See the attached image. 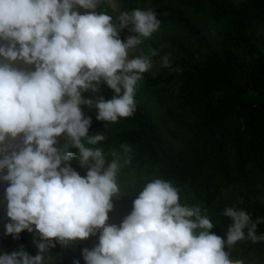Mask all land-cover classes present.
Wrapping results in <instances>:
<instances>
[{"label":"clouds","instance_id":"clouds-1","mask_svg":"<svg viewBox=\"0 0 264 264\" xmlns=\"http://www.w3.org/2000/svg\"><path fill=\"white\" fill-rule=\"evenodd\" d=\"M103 3L0 0V184L7 185L10 220L5 234L39 236L35 256L21 248L0 255V264H54L56 242L67 249L98 232V244L82 251L85 264H244L230 259L228 249L245 239L264 242L257 234L264 217L253 221L246 211L227 207L223 215L232 222L217 235L201 208L181 205L178 190L162 179L145 185L118 226L109 224L117 173L131 163L132 149L121 145V163L117 152L109 161L102 149L87 147L105 137L89 136L92 120L82 106L95 108L96 119L108 123L133 115L137 83L152 62L148 56L130 59L129 50L157 32L160 21L151 10L134 9L117 16V27L112 15L98 11ZM129 26L136 35L122 41L120 31ZM170 66L164 57L162 67ZM102 84L115 93L111 100L84 99V92L98 93ZM61 137L63 148L57 147ZM69 148L79 150L85 176L71 167Z\"/></svg>","mask_w":264,"mask_h":264},{"label":"trees","instance_id":"trees-1","mask_svg":"<svg viewBox=\"0 0 264 264\" xmlns=\"http://www.w3.org/2000/svg\"><path fill=\"white\" fill-rule=\"evenodd\" d=\"M123 1L155 7L158 20L171 33L167 43L171 66L162 67L148 81L149 87L166 93L170 105L162 123L138 92L133 115L115 123L98 121L95 108L82 106L92 120L89 133L122 125L113 140L132 149L114 215L124 219L145 185L162 179L178 190L180 203L191 196L205 207L217 205L211 230L217 235H224L232 222L223 215L227 207L246 211L253 221L264 217V201L252 189L240 191L238 203L221 202L225 192L250 181L264 188V49L257 47L261 43L264 48V0ZM210 22L223 26L212 33ZM100 90L107 94L106 101L115 95L106 84ZM82 95L93 101L101 97ZM77 172L85 176L80 167ZM6 187L0 184L2 201ZM5 225H0V254L23 248L35 256L33 241L39 236L24 231L14 239L5 234ZM257 234H264V223L257 226ZM98 239L99 232L67 249L56 242L50 250L54 264H73L74 259L85 264L83 249H92ZM231 249L237 254L233 260L264 264V242L245 239Z\"/></svg>","mask_w":264,"mask_h":264},{"label":"rangeland","instance_id":"rangeland-1","mask_svg":"<svg viewBox=\"0 0 264 264\" xmlns=\"http://www.w3.org/2000/svg\"><path fill=\"white\" fill-rule=\"evenodd\" d=\"M100 7H102L104 11H106L108 14L113 16L114 18L113 22L117 27L119 26V20L117 19V16L121 12H125V11L131 12L134 9H141V10H151L155 13V10H156L155 7H152L149 4L134 5V4L126 3L123 0H104V3ZM222 26H223L222 23H215V22L211 23L210 22V24L208 25V29H210L212 33H216V31H219L220 27ZM130 27L131 26H129V28H126L120 31V39L122 41L126 42V39L129 36L136 35L135 33L130 31ZM170 35L171 33H169L167 26H165L164 24L160 22V28L158 29L157 32H155L150 38L143 39L142 43L138 45L136 49L129 50L130 59L135 58L137 56H148L151 58L152 67L149 69V71L142 74V79L138 81L135 92H138L142 95V98L149 104L155 119L160 123L164 122L166 109L170 105L169 103L166 102V99L169 100V98L165 92L163 91L160 92L156 88L149 87L148 81L151 78L157 77L158 72L162 68V62H163L164 57H168V59L170 60V52L168 51V46H167L168 38L170 37ZM257 47L260 51H263L264 49L261 43L258 44ZM153 51H155L157 55L153 56L152 55ZM17 66L24 70H34V66H31V68H29V66L24 65L19 62ZM87 92L93 93L90 90ZM93 94H96L98 96H103V97L107 96V94L103 92L102 90H100L98 93H93ZM122 128H123L122 125H115L107 130L99 131L103 133L105 139L96 145L86 144V146L90 148L102 149L106 156V159L109 161L113 159L111 154L113 152H117L121 155L122 157L121 163H123L125 154L123 153L121 146H119L113 140L116 133L119 132ZM96 133H89V136L94 135ZM66 143L67 141L63 137L58 138L57 147L63 148ZM69 151H71L74 156V159L71 162V167L75 171H77V167H80L79 161L78 159H76V157H78L79 155V150L76 148H69ZM80 168L82 172L84 173V175H86L87 170L82 167ZM125 168H126V165L121 167V169L117 173V184L119 187V192L117 195L113 197L114 204L120 196V186L122 184V179H123L122 173ZM251 189L254 190V193L257 195L258 198L264 201V188H262L260 185H255L254 183L251 184V181H250V183L244 187L232 189V190H229L228 192H225L221 199V202L223 204H226L227 202L238 203L241 201L240 191L246 192V190L251 191ZM0 205H3V206H0V225H4V224L9 223L10 220L6 216V202L0 200ZM181 205L199 206L202 210L201 212L202 215H207V217L210 219L211 222H213L214 220L215 210L217 208V205H214L211 207H205L204 205H201L197 202H193V197L191 196H186L184 200L182 201ZM110 218H111V224H115L117 226L123 221V219L114 215L113 210L110 212ZM228 250L230 252V259H234L237 256V254L231 248H229Z\"/></svg>","mask_w":264,"mask_h":264}]
</instances>
